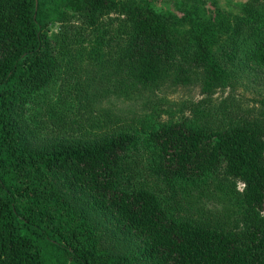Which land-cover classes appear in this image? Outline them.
Segmentation results:
<instances>
[{
  "label": "trees",
  "instance_id": "obj_1",
  "mask_svg": "<svg viewBox=\"0 0 264 264\" xmlns=\"http://www.w3.org/2000/svg\"><path fill=\"white\" fill-rule=\"evenodd\" d=\"M186 7L178 19L151 0H0V264H264V101L260 118L229 125L199 103L98 134L64 132L51 108L61 67L82 56L94 62L82 95L99 101L106 85L210 97L236 69L264 72V0L213 17ZM80 29L103 31L100 45L87 52ZM206 180L236 202L231 223L181 218L163 195Z\"/></svg>",
  "mask_w": 264,
  "mask_h": 264
},
{
  "label": "rangeland",
  "instance_id": "obj_2",
  "mask_svg": "<svg viewBox=\"0 0 264 264\" xmlns=\"http://www.w3.org/2000/svg\"><path fill=\"white\" fill-rule=\"evenodd\" d=\"M247 0H151V3L159 11H168L181 19L184 11L189 7H199L201 12L213 17L216 10L221 9L233 12L240 4ZM71 21H75L71 19ZM106 24H110V20ZM60 24L51 25L48 34L55 39L60 31ZM190 24L186 23L181 30L189 29ZM80 39L87 52L92 47L100 44L103 31L79 30ZM107 35V34H105ZM219 42L215 47V53H220L225 48L227 35L223 32L218 36ZM73 59V58H70ZM81 62L70 66L67 71L63 65L60 69V77L57 78L53 89L56 93L53 108L60 115L61 123L64 124L63 131L71 133H103L110 126L131 127L142 131L143 127L150 122L165 123L171 119H179L184 113L191 115L195 105L205 110L204 114L209 115L217 124H234L243 122L246 119L260 118L264 101V72L236 69L226 88L218 90L207 97L201 93L197 85L181 87L163 85L156 88L136 89L118 88L113 85L105 87L109 93L101 99H88L82 95V81L92 74L94 68L92 58L82 56ZM53 98V97H52ZM206 100V101H203ZM43 112H37V118L48 116L46 104H40ZM200 111V110H199ZM65 116L66 118H64ZM75 121V122H74ZM158 184V185H157ZM154 183L156 190L165 189L167 184L162 182ZM238 189L242 185L238 184ZM164 193V192H163ZM168 198L171 210L179 217L192 218L198 221L219 224L232 222L233 212L231 207L236 205L234 199L221 190L219 184L214 181L202 182L195 186L182 184L176 191L168 190L163 194Z\"/></svg>",
  "mask_w": 264,
  "mask_h": 264
}]
</instances>
